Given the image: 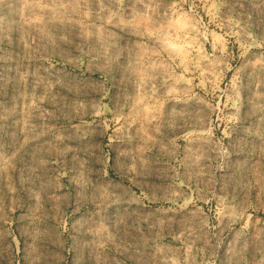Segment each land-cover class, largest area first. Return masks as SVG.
I'll return each mask as SVG.
<instances>
[{"label":"rangeland","instance_id":"1","mask_svg":"<svg viewBox=\"0 0 264 264\" xmlns=\"http://www.w3.org/2000/svg\"><path fill=\"white\" fill-rule=\"evenodd\" d=\"M0 264H264V0H0Z\"/></svg>","mask_w":264,"mask_h":264}]
</instances>
